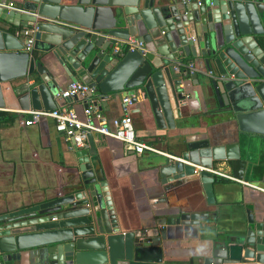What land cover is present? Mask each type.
Masks as SVG:
<instances>
[{
	"label": "water",
	"instance_id": "95a60500",
	"mask_svg": "<svg viewBox=\"0 0 264 264\" xmlns=\"http://www.w3.org/2000/svg\"><path fill=\"white\" fill-rule=\"evenodd\" d=\"M16 8L0 5V107H55L56 80L22 49L21 30L31 28L32 49L50 51L71 81L91 87L84 97H74L84 109L90 101L97 106L110 94L121 99L138 88L156 124L173 128L174 120L189 118L183 93L195 83L212 103L211 116L235 123L241 135L232 143L209 150L187 146L175 159L156 161L168 182L205 183L212 174L194 166L210 168L218 160L241 174L246 160L241 144H250L252 136L264 141V0H17ZM129 36L143 49L112 52L115 39ZM183 62L192 63V73L173 71ZM100 145L96 132L86 133L84 147L72 145L77 175L71 192L0 214L3 264H164L161 245L170 233L207 228V211H190L175 200L151 222L119 228L99 163ZM209 241L199 264H264L263 201L243 207L233 229L216 231Z\"/></svg>",
	"mask_w": 264,
	"mask_h": 264
},
{
	"label": "crops",
	"instance_id": "0c3cea01",
	"mask_svg": "<svg viewBox=\"0 0 264 264\" xmlns=\"http://www.w3.org/2000/svg\"><path fill=\"white\" fill-rule=\"evenodd\" d=\"M5 2L17 5V0ZM38 47L42 48L43 44ZM31 50L60 89L71 81L50 51ZM197 89L195 83H188L183 93V110L189 118L184 123L174 120L173 128L158 126L141 100L130 106L136 137L163 154L146 150L135 154L120 141L99 133L102 136V145L97 147L99 163L108 182V194L119 228L135 229L141 223L151 222L165 203L174 200L190 211L208 212L207 228L179 227L162 242L167 258L164 264H199L203 253L195 255L194 249L211 238L204 234L206 230L230 232L243 207L252 205L255 200L264 204V141L256 136L250 137V144H241L246 158L241 174H233L225 160L214 161L210 167L233 179L212 174L205 183L197 180L168 182L154 166L156 161L169 159L168 156L177 158L187 146L209 150L232 143L241 135L233 121L211 116L212 103L203 99L201 90ZM55 107H70L83 118L82 99H55ZM23 110L25 106L0 107V214L71 192L69 184L77 175L72 145L55 131L53 119L42 117L36 123L24 125ZM121 114V99L110 94L97 101L92 121L112 129V120Z\"/></svg>",
	"mask_w": 264,
	"mask_h": 264
},
{
	"label": "built area",
	"instance_id": "2783aa9c",
	"mask_svg": "<svg viewBox=\"0 0 264 264\" xmlns=\"http://www.w3.org/2000/svg\"><path fill=\"white\" fill-rule=\"evenodd\" d=\"M179 1L186 2L190 0ZM194 1L198 2L199 0ZM0 5L8 9H17L16 5L13 2H4L0 3ZM58 22L66 26L74 27L72 24L64 21L58 20ZM21 35L25 40L22 49L30 53L33 43V29L23 28L21 30ZM142 49V42L137 38L130 36L126 39H115V42L112 45V52L117 54H122L126 51ZM193 70L194 69L191 62H183L173 65V71L182 76H185L188 73H192ZM90 90L91 87H89L86 83L77 80L69 81L64 86V88L55 93L54 98L58 100L63 98L69 99L75 96L84 97L86 92ZM132 99H134L135 101H140L142 99V91L137 88L121 97L122 114L112 120V129H109L102 124H95L92 121V114L95 111V106L92 105H89L88 108L84 109L83 118H79L75 111L70 107H54L50 110L29 108L21 111L26 116V118L23 120V124L29 125L32 123H36L42 117H49L54 121L55 131L61 133L66 141L76 147L85 146L86 133L96 132L120 141L125 149L132 150L135 154H140L144 150L163 154L161 151H158L156 148H154L151 144L145 143L136 137L130 117V106L132 105ZM168 158L173 157L168 156ZM194 169H204L209 171L213 175L229 179L232 178L231 176L212 168L194 166ZM239 182L245 184V182L241 180H239ZM0 264H3L1 260Z\"/></svg>",
	"mask_w": 264,
	"mask_h": 264
},
{
	"label": "clouds",
	"instance_id": "9594fccd",
	"mask_svg": "<svg viewBox=\"0 0 264 264\" xmlns=\"http://www.w3.org/2000/svg\"><path fill=\"white\" fill-rule=\"evenodd\" d=\"M204 234L208 236L214 235V233L210 229L206 230ZM210 243L211 241H204L203 243L198 244L194 249L195 255H201L202 253H204L210 246Z\"/></svg>",
	"mask_w": 264,
	"mask_h": 264
},
{
	"label": "trees",
	"instance_id": "16d2710c",
	"mask_svg": "<svg viewBox=\"0 0 264 264\" xmlns=\"http://www.w3.org/2000/svg\"><path fill=\"white\" fill-rule=\"evenodd\" d=\"M30 53H31V55H33V56H35L36 58H38L37 54H36L33 50H31Z\"/></svg>",
	"mask_w": 264,
	"mask_h": 264
}]
</instances>
